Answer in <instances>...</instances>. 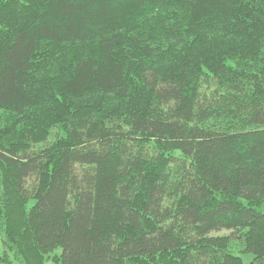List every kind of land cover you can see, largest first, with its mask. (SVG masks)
<instances>
[{
	"label": "trees",
	"instance_id": "16d2710c",
	"mask_svg": "<svg viewBox=\"0 0 264 264\" xmlns=\"http://www.w3.org/2000/svg\"><path fill=\"white\" fill-rule=\"evenodd\" d=\"M0 225V264H264V0H0Z\"/></svg>",
	"mask_w": 264,
	"mask_h": 264
},
{
	"label": "rangeland",
	"instance_id": "374dc122",
	"mask_svg": "<svg viewBox=\"0 0 264 264\" xmlns=\"http://www.w3.org/2000/svg\"><path fill=\"white\" fill-rule=\"evenodd\" d=\"M229 233H230L229 231L222 230V231H220V232L213 233V235H226V234H229ZM0 243H1L2 247H4V246H3V243H4V234H3V230H2L1 225H0ZM234 250H235V252H236L237 254H239V253L237 252L236 248H234ZM244 258H245V260L247 261V260H250L251 257H250V255H245ZM15 264H19V263L16 262ZM47 264H52V262L49 261Z\"/></svg>",
	"mask_w": 264,
	"mask_h": 264
}]
</instances>
